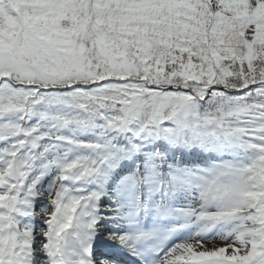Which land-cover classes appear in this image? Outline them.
<instances>
[{
    "label": "snow or ice",
    "instance_id": "obj_1",
    "mask_svg": "<svg viewBox=\"0 0 264 264\" xmlns=\"http://www.w3.org/2000/svg\"><path fill=\"white\" fill-rule=\"evenodd\" d=\"M0 264H264V0H0Z\"/></svg>",
    "mask_w": 264,
    "mask_h": 264
}]
</instances>
